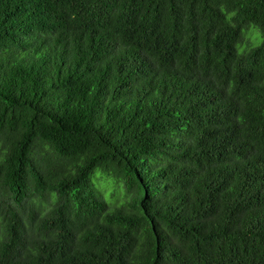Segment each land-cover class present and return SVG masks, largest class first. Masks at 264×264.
<instances>
[{
	"label": "trees",
	"instance_id": "trees-1",
	"mask_svg": "<svg viewBox=\"0 0 264 264\" xmlns=\"http://www.w3.org/2000/svg\"><path fill=\"white\" fill-rule=\"evenodd\" d=\"M0 264H264V0H0Z\"/></svg>",
	"mask_w": 264,
	"mask_h": 264
},
{
	"label": "rangeland",
	"instance_id": "rangeland-1",
	"mask_svg": "<svg viewBox=\"0 0 264 264\" xmlns=\"http://www.w3.org/2000/svg\"><path fill=\"white\" fill-rule=\"evenodd\" d=\"M110 189V185L108 183H99L98 190L102 196L108 195V190Z\"/></svg>",
	"mask_w": 264,
	"mask_h": 264
}]
</instances>
